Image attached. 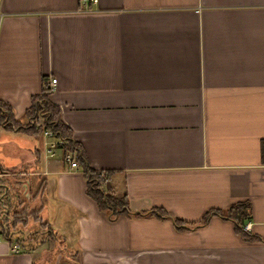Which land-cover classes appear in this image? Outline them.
I'll list each match as a JSON object with an SVG mask.
<instances>
[{
  "label": "crops",
  "instance_id": "1",
  "mask_svg": "<svg viewBox=\"0 0 264 264\" xmlns=\"http://www.w3.org/2000/svg\"><path fill=\"white\" fill-rule=\"evenodd\" d=\"M43 89L130 212L100 210L81 166L0 124L25 139L0 141V171L43 204L52 264H264V0H0V101L24 124ZM242 201L258 240L199 224ZM37 248L1 239L0 264H46Z\"/></svg>",
  "mask_w": 264,
  "mask_h": 264
},
{
  "label": "trees",
  "instance_id": "2",
  "mask_svg": "<svg viewBox=\"0 0 264 264\" xmlns=\"http://www.w3.org/2000/svg\"><path fill=\"white\" fill-rule=\"evenodd\" d=\"M28 121L24 124L15 121L12 118L11 108L0 101V124L6 129H16L25 132L29 135L39 136L44 129H51L55 134L68 140L67 149L74 151L77 154V160L82 167L83 175L87 182V194L93 199L98 208L110 216H115L117 213L128 214L127 210V195L117 194L111 186L106 187V182L109 179L108 172L96 171L90 168L83 155L80 144L73 140L72 131L61 121L58 107L48 100V89H43L40 94L35 95L31 99V105L26 111ZM264 147V142L262 143ZM104 174V177L101 174ZM40 190L37 191V194ZM26 199L17 195L16 200L12 203V226L20 230L21 227L28 226L32 220L37 225V229L28 230L27 236H21L20 243L23 246L35 249L39 245H43L46 238H53V231L46 221L40 217V212L43 207H31ZM138 216H157L166 218L163 210L155 209L144 213L135 214ZM211 215H219L230 219L234 223L236 233L245 241H255L259 238L251 235L244 230V225L250 218V204L247 201L237 202L231 205L226 212L220 210H211L199 222L200 225H205ZM177 229L189 228L194 226V223H186L177 219H172ZM21 235V234H20Z\"/></svg>",
  "mask_w": 264,
  "mask_h": 264
},
{
  "label": "built area",
  "instance_id": "3",
  "mask_svg": "<svg viewBox=\"0 0 264 264\" xmlns=\"http://www.w3.org/2000/svg\"><path fill=\"white\" fill-rule=\"evenodd\" d=\"M56 81V78H52L50 80L49 89L54 87ZM40 136L46 140L45 154L47 158L55 157L56 151L59 150L62 152L63 163L66 164L69 168L75 169L80 166L79 161L77 160V154L74 151L67 149L68 140L66 138L58 136L49 128L44 129ZM101 176L104 177V174L102 173ZM106 183H108V180ZM20 186V189L23 192L22 196L26 197L28 195L27 183L25 185L24 183H21ZM8 191L9 188L6 184H0V240H7L10 243V252L15 254L19 253V251L21 250V244L19 236L17 234V230H15L14 226H12L11 208L13 206L11 202V194ZM243 228L245 231H249V222L246 223Z\"/></svg>",
  "mask_w": 264,
  "mask_h": 264
},
{
  "label": "rangeland",
  "instance_id": "4",
  "mask_svg": "<svg viewBox=\"0 0 264 264\" xmlns=\"http://www.w3.org/2000/svg\"><path fill=\"white\" fill-rule=\"evenodd\" d=\"M2 129V128H1ZM13 134H15V133H12V131H5V130H0V141H5V140H9V139H11L12 137L15 139V140H17V141H19V139H21V140H25V139H23L24 137H20V135H13ZM22 143V142H21ZM23 144V143H22ZM60 152L61 151H59V150H57L56 151V156L58 155V154H60ZM0 157H2L3 159H4V161H5V163H7V164H10V159H9V157L8 156H6L5 155V153L2 151V146H0ZM9 173H6V171H0V184H3L4 183V178H7L8 179V176H10V175H8ZM7 176V177H6ZM10 180V179H9ZM10 182L11 183H13L14 184V182L12 181V180H10ZM21 183H24V185L26 184V182L24 181V180H20V182L19 183H15L16 185H20ZM11 186H12V184H11ZM18 189H20V188H18ZM26 190V189H25ZM11 194H13V190L11 189ZM20 193L21 194H23V192H22V190L20 189ZM27 191H28V189H27ZM24 197V196H23ZM11 198H12V200H11V202L12 203H14V201L16 200L12 195H11ZM25 198V197H24ZM11 209H13V207L11 208ZM11 216H13L12 215V212H11ZM19 226V225H18ZM17 226V227H18ZM17 227H15V228H17ZM37 226H36V223L35 222H33L32 220L29 222V224H28V226H26V227H21L20 229V234H22V233H24V232H27L28 230H33V229H37L36 228ZM14 228V229H15ZM15 230H17V229H15ZM19 240H21V237H19ZM52 241H54V240H52V238H46L45 237V242H44V244L43 245H39L38 246V248L36 249L37 251H36V254H37V256H38V253L37 252H40V257L41 258H39L40 260H47L46 261V264L48 263V264H52V263H54V262H51V260H52V257H50V256H52L53 255V253H52V250L53 249H55V248H61V247H58L57 246V244L55 243V244H52ZM43 248H45L46 250H42ZM48 252H51L52 254H50V253H48ZM54 256V255H53ZM66 262V261H65Z\"/></svg>",
  "mask_w": 264,
  "mask_h": 264
}]
</instances>
